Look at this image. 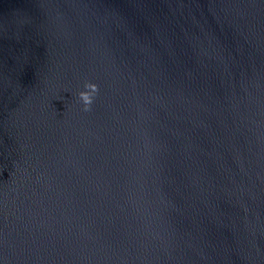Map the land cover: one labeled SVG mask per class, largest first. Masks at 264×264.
Instances as JSON below:
<instances>
[{
  "label": "water",
  "instance_id": "95a60500",
  "mask_svg": "<svg viewBox=\"0 0 264 264\" xmlns=\"http://www.w3.org/2000/svg\"><path fill=\"white\" fill-rule=\"evenodd\" d=\"M0 264H264V0H0Z\"/></svg>",
  "mask_w": 264,
  "mask_h": 264
},
{
  "label": "clouds",
  "instance_id": "9594fccd",
  "mask_svg": "<svg viewBox=\"0 0 264 264\" xmlns=\"http://www.w3.org/2000/svg\"><path fill=\"white\" fill-rule=\"evenodd\" d=\"M83 100H84L86 105L90 103V101H89L87 96H83Z\"/></svg>",
  "mask_w": 264,
  "mask_h": 264
}]
</instances>
